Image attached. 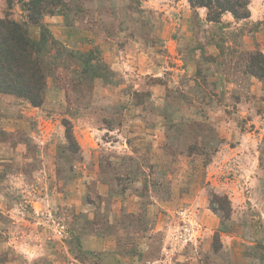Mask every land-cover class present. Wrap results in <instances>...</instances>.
Returning <instances> with one entry per match:
<instances>
[{
	"label": "rangeland",
	"instance_id": "rangeland-1",
	"mask_svg": "<svg viewBox=\"0 0 264 264\" xmlns=\"http://www.w3.org/2000/svg\"><path fill=\"white\" fill-rule=\"evenodd\" d=\"M248 9L63 0L26 26L45 87L38 107L0 93V264H264V1Z\"/></svg>",
	"mask_w": 264,
	"mask_h": 264
},
{
	"label": "trees",
	"instance_id": "trees-1",
	"mask_svg": "<svg viewBox=\"0 0 264 264\" xmlns=\"http://www.w3.org/2000/svg\"><path fill=\"white\" fill-rule=\"evenodd\" d=\"M62 1H19L26 14L24 23L15 21L10 14H6L4 18L0 19V93L25 99L33 107L42 104L45 76L39 61L40 45L31 39L26 26H40L43 17L58 13L62 7ZM185 1L193 9H206L207 20L219 23L225 13L231 14L236 21L248 19L250 17L248 6L253 0ZM6 2L8 6L11 5V1L7 0ZM262 65L264 67L263 59ZM263 71L264 68L258 67L257 72L260 74L256 72L252 74L259 79H264ZM212 197L217 198L215 195ZM222 212L224 211L222 210Z\"/></svg>",
	"mask_w": 264,
	"mask_h": 264
},
{
	"label": "crops",
	"instance_id": "crops-1",
	"mask_svg": "<svg viewBox=\"0 0 264 264\" xmlns=\"http://www.w3.org/2000/svg\"><path fill=\"white\" fill-rule=\"evenodd\" d=\"M256 1L258 2V1H264V0H253V2H256Z\"/></svg>",
	"mask_w": 264,
	"mask_h": 264
}]
</instances>
